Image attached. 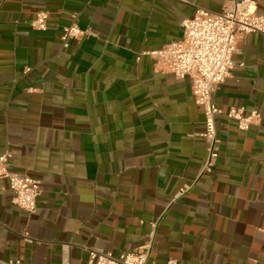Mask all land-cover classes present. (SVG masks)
Returning <instances> with one entry per match:
<instances>
[{
    "label": "crops",
    "instance_id": "1",
    "mask_svg": "<svg viewBox=\"0 0 264 264\" xmlns=\"http://www.w3.org/2000/svg\"><path fill=\"white\" fill-rule=\"evenodd\" d=\"M232 1L242 0H0V156L42 181L29 215L0 179V263L119 257L157 222L149 264H264V35L240 39L212 95L219 157L203 174L191 81L147 54L182 40L196 9L219 14ZM38 12L45 32L31 27ZM74 19L95 34L64 48ZM232 108L262 119L242 132Z\"/></svg>",
    "mask_w": 264,
    "mask_h": 264
},
{
    "label": "built area",
    "instance_id": "2",
    "mask_svg": "<svg viewBox=\"0 0 264 264\" xmlns=\"http://www.w3.org/2000/svg\"><path fill=\"white\" fill-rule=\"evenodd\" d=\"M48 14L38 12L31 22L36 31L45 32ZM184 36L161 49L147 53L159 71L172 74L176 79H190L192 95L197 105L204 110L205 132L202 137L208 142L207 158L201 174L210 172L219 157L220 139L217 134L216 117L222 111L214 104L213 93L225 82L235 68L233 57L240 39L251 33L264 35V13H258L253 0L232 1L222 13H213L201 8L183 22ZM91 28L82 29L74 21L63 29L61 42L68 48L70 41H81L94 35ZM29 71V69L27 70ZM227 117L236 121L237 128L246 132L253 124L260 123L262 116L257 111L249 114L243 108H232ZM9 154L0 156V179L5 180L13 194L12 204L32 215L41 196L42 181L32 176H18L9 171ZM184 191L181 192L183 194ZM180 194V195H181ZM149 241L132 252L114 257L110 253L90 251L91 264H149L157 222L152 225ZM264 233V229H262ZM0 264H21L0 263ZM167 264H177L170 260Z\"/></svg>",
    "mask_w": 264,
    "mask_h": 264
}]
</instances>
